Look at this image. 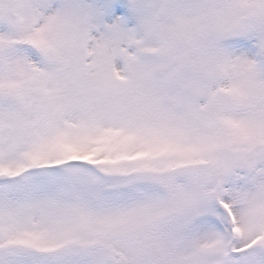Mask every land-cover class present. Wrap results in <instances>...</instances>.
<instances>
[{"label":"snow or ice","instance_id":"6c2138e0","mask_svg":"<svg viewBox=\"0 0 264 264\" xmlns=\"http://www.w3.org/2000/svg\"><path fill=\"white\" fill-rule=\"evenodd\" d=\"M0 264H264V0H0Z\"/></svg>","mask_w":264,"mask_h":264}]
</instances>
